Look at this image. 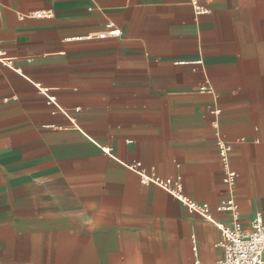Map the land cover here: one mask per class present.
I'll list each match as a JSON object with an SVG mask.
<instances>
[{"label": "crops", "instance_id": "0c3cea01", "mask_svg": "<svg viewBox=\"0 0 264 264\" xmlns=\"http://www.w3.org/2000/svg\"><path fill=\"white\" fill-rule=\"evenodd\" d=\"M197 5L0 0V264L218 260V226L129 167L230 223L218 136L241 222L264 219V0Z\"/></svg>", "mask_w": 264, "mask_h": 264}, {"label": "built area", "instance_id": "2783aa9c", "mask_svg": "<svg viewBox=\"0 0 264 264\" xmlns=\"http://www.w3.org/2000/svg\"><path fill=\"white\" fill-rule=\"evenodd\" d=\"M193 4L199 9L197 0H193ZM202 11V10H201ZM36 17H52L51 12L36 11L33 14ZM119 35L120 30H111L101 32V36ZM14 59L7 50L0 48V62L7 66H14ZM21 71L20 69H18ZM205 86H201L204 90ZM44 91V90H43ZM45 92V91H44ZM49 100L55 102V96H49ZM215 112H219L215 110ZM213 125L218 127V121L214 120ZM218 135V134H217ZM216 145L222 157L224 166V182L227 186V193L217 205L220 212H229L232 216L230 223H225L215 219L213 209L207 202H198L188 196L183 189L180 180L171 177H161L156 174L154 168L150 171L143 169L142 163L137 161L129 165L131 169L136 171L143 183L155 184L170 192L178 200L187 206V208L207 220L214 222L221 233L220 245L223 248V255L218 260L210 264H264V219L261 213H258L251 222V228L246 229L240 219L239 205L235 197V188L238 180V171L231 163V152L233 143L221 138L216 139ZM109 151L110 148H105ZM195 260L194 264H205L200 260L197 249L194 247Z\"/></svg>", "mask_w": 264, "mask_h": 264}]
</instances>
